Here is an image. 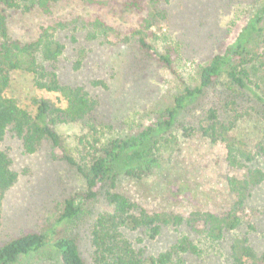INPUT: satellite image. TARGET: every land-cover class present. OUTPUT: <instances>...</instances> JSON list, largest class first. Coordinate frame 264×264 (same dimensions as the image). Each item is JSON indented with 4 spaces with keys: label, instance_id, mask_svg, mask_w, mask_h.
I'll list each match as a JSON object with an SVG mask.
<instances>
[{
    "label": "rangeland",
    "instance_id": "374dc122",
    "mask_svg": "<svg viewBox=\"0 0 264 264\" xmlns=\"http://www.w3.org/2000/svg\"><path fill=\"white\" fill-rule=\"evenodd\" d=\"M262 1L170 0L165 6L166 21L154 30L157 37L154 45L156 49L177 52L174 67L178 77L161 66L150 48H142L134 40L127 44H119L115 39L111 42L87 41L81 29L73 26L60 33L58 39L65 49L57 63L58 79L61 84L82 87L97 101V107L81 122L59 123L54 127L63 152L43 141L36 152L27 154L20 139L6 132L0 142V151L6 153L17 179L1 202L0 246L29 232L53 233V238L71 236L77 241L81 257L92 264L90 230L100 213L111 211L104 199L110 183L101 187L97 198L83 199L84 179L63 159V154L80 164L87 159L86 141L93 146L96 141L98 146L112 138L135 134L147 119L173 108V97L185 87L197 85L199 66L232 44L239 29L255 20ZM55 13L80 18L100 15L121 30L135 26L133 15L120 11L117 6L100 8L84 5L81 0H71ZM46 21L35 11L14 14L8 19L9 33L14 39L31 41ZM260 26L264 28V22ZM261 35L254 37L249 49H258V52L264 49ZM82 49L86 56L75 68L78 52ZM248 71L246 83L250 90L232 85L222 72L192 104L176 114L177 124L197 128L208 111L214 110L223 125H231L229 134L244 148L254 151L257 145H264V105L252 92L258 86L257 90L264 95V70L249 67ZM6 94L15 98L32 116L35 114L33 98L47 99L64 107L56 94L35 90L31 77L25 73L11 75ZM148 145L154 148L159 167L139 179L125 178L117 171V191L150 212L186 213L225 206L223 173L226 170L221 163V146L210 144L200 135L186 140L176 131L156 136ZM254 165L264 173L263 160L256 159ZM70 197L82 200L81 211L72 221L58 224L64 200ZM245 211L247 218L240 229L225 235L219 242H207L186 228H167L153 241L143 243L146 253L157 255L186 235L199 246L201 253L199 256L183 255L172 264H230L229 246L236 234L246 235L251 247L261 253L264 251V180L251 190ZM18 264L60 262L54 253L46 250Z\"/></svg>",
    "mask_w": 264,
    "mask_h": 264
},
{
    "label": "trees",
    "instance_id": "16d2710c",
    "mask_svg": "<svg viewBox=\"0 0 264 264\" xmlns=\"http://www.w3.org/2000/svg\"><path fill=\"white\" fill-rule=\"evenodd\" d=\"M69 1L0 0V142L10 131L20 139L23 151L27 154L36 152L43 141H48L52 147L63 152L54 127L59 123L81 122L97 107V101L82 87L64 85L58 79L57 63L65 49L58 35L70 26L80 28L87 41L101 39L111 42L115 39L119 44H127L134 40L140 47L150 48L161 66L178 77L174 67L177 52L173 49H156L154 45L157 39L154 30L166 21L165 6L170 0H81L84 5H98L100 8L117 6L120 11L131 13L135 26L124 30L113 27L100 15L80 18L55 13ZM262 4L255 20L239 29L231 45L199 66L197 85L185 87L174 96L173 108L147 119L135 134L112 138L98 146L96 141L94 146L86 141L87 159H83L80 164L63 154V159L84 179L86 190L83 199L97 198L101 187L110 183L104 199L111 211L100 213L90 230L92 264H172L183 255L199 256V246L188 236L182 235L165 251L150 255L146 253L143 243L153 241L167 228H186L197 237L215 243L225 235L235 233L244 224L247 218L245 204L250 192L264 180L263 171L254 165L256 159L264 161V145H257L254 151L244 148L229 134L231 125H223L214 110L208 111L197 128L177 124L176 114L192 104L222 72L232 85L250 90L246 83L249 67L264 70V49H259V52L258 49H249L254 37L261 34L260 42L264 46V28L260 26L264 22V0ZM32 11L40 13L47 21L39 26L31 41L14 39L8 29L9 17ZM85 56L83 49L78 52L79 60L75 68L79 67ZM235 61L239 63L236 65ZM17 72L28 74L35 90L56 94L64 107L47 99L33 98L31 102L35 106V114L32 116L15 98L6 94L11 75ZM254 88V96L264 105V95L257 90L258 86ZM172 131L181 132L186 140L200 135L210 144L221 146V163L226 170L223 173L226 195L224 207L186 213L167 210L150 212L117 191V171H121L125 178L139 179L146 177L154 167H159L153 154L154 148L148 145V141ZM16 179L17 175L11 170L6 153L0 151V207L5 192ZM81 202L76 197L64 200L57 223L70 222L76 218L81 211ZM250 229L253 230V227ZM52 234L29 232L10 239L0 246V264H18L46 250L54 253L60 264H87L80 255L74 237L53 238ZM229 250L230 264H264V251L257 253L246 235H234Z\"/></svg>",
    "mask_w": 264,
    "mask_h": 264
}]
</instances>
